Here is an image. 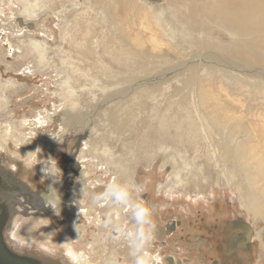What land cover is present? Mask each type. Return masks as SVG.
<instances>
[{"label": "rangeland", "instance_id": "obj_1", "mask_svg": "<svg viewBox=\"0 0 264 264\" xmlns=\"http://www.w3.org/2000/svg\"><path fill=\"white\" fill-rule=\"evenodd\" d=\"M170 1L0 0V174L42 206L10 212L3 238L14 253L41 264H135L145 252L151 264H233L240 250L246 264H264V170L252 151V128L264 126V76L198 66L206 84L205 73L219 72L226 114L253 136L227 138L231 123L212 122L219 114L202 104L197 81L187 87L188 74L172 71L201 51L181 45ZM175 43L182 58L166 53ZM155 116L179 117V131L196 141L163 140L136 161L133 133L148 135L154 127L143 122ZM232 150L244 172L221 157ZM193 167L205 178L200 190L187 177ZM139 204L151 210L141 251L128 236L149 227L135 218Z\"/></svg>", "mask_w": 264, "mask_h": 264}, {"label": "bare ground", "instance_id": "obj_2", "mask_svg": "<svg viewBox=\"0 0 264 264\" xmlns=\"http://www.w3.org/2000/svg\"><path fill=\"white\" fill-rule=\"evenodd\" d=\"M170 4H172L174 7L171 16L175 18L176 22L181 27L179 39L181 45H189L192 47L195 46L198 51H201L198 54H194L189 62L178 65V67L176 66L174 69H172V71H182L185 72L184 74H188V79L185 81V86L187 87L192 86L195 81H197V85L200 87L201 92L205 91V94L202 96V104L206 107H210L212 109V113L217 112L219 114L218 118L216 117L218 120H216L214 117L215 114H212V122L222 126L231 123L230 132H228V136H226L227 138H230L233 134H237L238 132H244L247 133V140L252 141L253 136L247 131V128L241 126L239 127V125L234 127L235 119L230 118V116H228L225 112V108L227 105L231 104V101L228 98L224 100L220 94L221 89L217 87L218 83L214 84L216 79L215 77L220 75L219 72L212 70L209 73H205V77L207 78L206 84L204 81L205 79H203L204 73H200L197 70L199 69V65H203L204 63L206 65V63H208L232 67L243 73H248L251 75L264 76V0H175L170 1ZM126 11H128V8ZM217 31L228 38L227 43H224L221 40L218 41L214 38ZM182 33L184 35L183 37H181ZM198 33H201V35L199 36ZM170 45V50L166 53L169 54L171 51L174 52V50H176V57L178 59L182 58L184 51L175 49L177 43H175L174 46L173 44ZM172 48H174V50H172ZM164 55L161 57L165 58ZM187 71L189 73H187ZM259 83L264 84L263 81ZM205 84L209 85L211 89H204ZM254 84H256V86L250 85V94H252L254 90H257L258 83L255 82ZM258 88L264 90V87L260 86ZM214 90L217 93H214ZM176 118L177 116L171 118L155 116L154 118L146 119L143 122V127L146 128L153 126L154 130H152L148 135H141L139 132L133 133V139L137 144L136 152H134V160L137 159L140 161H147L146 155H150V152L152 151L153 154L159 151L161 146L160 143L163 140H168L173 143L187 141L188 145H191L194 141H196V139L192 136L190 139L188 138L189 134H187V131H179L182 124L179 117L178 120H176ZM205 119H208L207 115ZM186 122L188 123L190 121H185V123ZM189 126L193 127L197 126V124L192 121ZM171 127H176L178 130L173 129L175 131L172 133L170 131L172 129ZM166 129H168V131ZM252 129L254 140L257 141L256 143H258L254 146L255 150L252 151L255 153H260L257 169L264 170V126L260 124L259 126ZM198 138L199 136L197 135V140ZM224 139L221 138L222 143H224ZM105 143L101 144L99 141L96 146L100 147L103 145L101 148H104ZM99 156L101 159H104L105 163L108 165L111 164L112 161L110 157L102 155ZM221 157L223 159L232 157V162L230 163L233 165V167L230 170L235 171L240 167L242 172H244V167L237 162L239 157L234 150L227 154L223 153ZM195 169L196 167H193L191 169L192 171L189 172L190 175L187 177L190 180H192V176L196 177L195 180L191 182L200 190L204 187L205 178L202 180L199 172H197ZM1 174L0 176L3 175ZM176 174L178 180L174 187H178L182 184L180 175H178L179 173ZM258 178L263 179L264 174H259ZM253 180L255 183L257 182V178H253ZM1 181L3 184L5 181L4 178L1 177ZM2 184L0 185V201H3L4 199L9 201L8 204L6 202V206L9 207L7 221L10 218V212H13V215H17V207L20 205H26L28 209H35L37 207L40 210L42 209V206H39L37 199L30 195L23 186L14 184L11 188H4V185L2 186ZM250 184L252 185L250 181L249 185L245 184L249 191L251 188ZM242 196L245 198L246 194L243 192ZM255 205L257 206V204ZM256 206L255 208H257Z\"/></svg>", "mask_w": 264, "mask_h": 264}, {"label": "clouds", "instance_id": "obj_3", "mask_svg": "<svg viewBox=\"0 0 264 264\" xmlns=\"http://www.w3.org/2000/svg\"><path fill=\"white\" fill-rule=\"evenodd\" d=\"M112 194L118 201L127 202L129 200L128 191L119 188L117 185L110 186ZM136 220L142 225H148L149 227H142L137 229L134 233L129 232L128 236L135 241L136 250L141 251L145 245L152 239L151 234V210L142 204L136 205L134 210ZM152 257L146 252L138 256L135 260V264H151Z\"/></svg>", "mask_w": 264, "mask_h": 264}, {"label": "water", "instance_id": "obj_4", "mask_svg": "<svg viewBox=\"0 0 264 264\" xmlns=\"http://www.w3.org/2000/svg\"><path fill=\"white\" fill-rule=\"evenodd\" d=\"M2 184L0 176V185ZM9 215V207L6 204L0 205V264H41L27 256L19 255L11 251L5 244L3 230ZM174 229V226L171 227Z\"/></svg>", "mask_w": 264, "mask_h": 264}, {"label": "flooded vegetation", "instance_id": "obj_5", "mask_svg": "<svg viewBox=\"0 0 264 264\" xmlns=\"http://www.w3.org/2000/svg\"><path fill=\"white\" fill-rule=\"evenodd\" d=\"M16 34H17V31H16ZM2 175V174H1ZM2 178H4L3 176H1ZM4 183L2 184V186L4 185V188L5 187H7V188H11V187H13V184L11 185V183H9L7 180H6V178H4ZM47 199H48V197H46ZM6 202H7V204L9 203V201H6L5 199L3 200V201H0V204H6ZM45 204H46V202H45ZM44 211V210H43ZM240 251V250H239ZM237 252V254H236V258L234 257V262H233V264H246L247 263V260H245V258L246 257H243L241 254L242 253H240V252ZM224 264H227V263H224ZM228 264H232V262L231 263H228Z\"/></svg>", "mask_w": 264, "mask_h": 264}, {"label": "crops", "instance_id": "obj_6", "mask_svg": "<svg viewBox=\"0 0 264 264\" xmlns=\"http://www.w3.org/2000/svg\"><path fill=\"white\" fill-rule=\"evenodd\" d=\"M20 1V0H19ZM21 3V2H20ZM22 4V3H21Z\"/></svg>", "mask_w": 264, "mask_h": 264}]
</instances>
